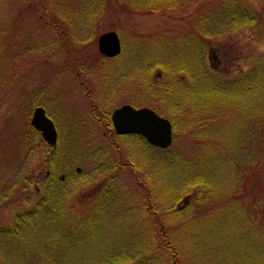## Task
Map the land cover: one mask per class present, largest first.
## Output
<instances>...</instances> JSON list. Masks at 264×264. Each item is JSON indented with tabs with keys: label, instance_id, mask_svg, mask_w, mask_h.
Here are the masks:
<instances>
[{
	"label": "rangeland",
	"instance_id": "374dc122",
	"mask_svg": "<svg viewBox=\"0 0 264 264\" xmlns=\"http://www.w3.org/2000/svg\"><path fill=\"white\" fill-rule=\"evenodd\" d=\"M32 1L36 2L0 0V264L53 262V244L45 240L44 234L41 239L42 229L35 243L30 240L32 236L5 240L3 234L14 227L17 215L36 210L47 188L46 177L57 161L58 176L66 177L67 189L74 194L83 192L74 196L78 200L82 197L85 201L99 183L102 185L97 198L104 187L112 185L117 202L111 216L133 221L127 234L120 232L124 222L114 223V233L122 241L127 235V241L135 245L144 235L149 247L148 237L160 235L155 223L150 229V221L157 215L170 229L171 243L182 264H227L232 253L226 247L222 257L212 251L217 245L221 247L222 235L231 234L230 245L242 243L247 264H264L262 200L239 202L235 207L238 210L223 217L212 208L211 201L202 207L182 206L178 215L164 217V203L175 201L173 196L186 179L194 178L193 173L184 174L185 166L205 159L206 171L196 177L198 169L194 181L210 179L207 185L220 181L228 153L216 146L226 147L231 140L242 142L243 137L256 133L254 122L248 123L252 119L248 112L254 114L259 109L257 103L264 100L260 95L256 101L249 95L238 98V102L222 96L214 108L217 110H208L207 121L200 116L187 119L181 111L191 107L198 110L203 107L199 103L206 100L202 92L205 95L209 83L196 84L201 79L196 77L194 81L191 73L204 70L215 78L202 71L208 81L216 80L220 89L227 91L238 78L261 68L258 57L264 53V1L242 0L259 18L255 27L251 26L254 28L241 29L230 26L224 0H38L40 5L34 8ZM205 24L211 38L198 35L205 33ZM110 28L120 31L123 42L116 61L102 59L95 53L97 45L86 41L88 36H99ZM187 40L192 41L191 57L184 50ZM68 41L82 51L78 67L67 48ZM187 61L191 73L186 75L181 67ZM193 81L199 85L197 94L195 90L191 94L189 84ZM85 92L95 97L108 115L125 103L135 107L152 105L166 118L174 111L178 117L172 148L150 149L137 137H114L106 121L89 117L92 108ZM37 106H43L57 125L59 140L55 147L41 135L29 133ZM234 121L238 130L230 126ZM242 144L246 147L243 154L256 150L254 145L247 148V141ZM241 153L233 156L237 159L234 165L237 171L241 165L248 171L255 162L251 157H239ZM120 155L127 162L121 161ZM100 161L106 169L93 171ZM199 189L200 182L185 187L174 202L176 208L188 194L196 193V197ZM135 209L138 212H130ZM45 230L49 232V226ZM208 243L214 247L208 248ZM142 247L147 248L146 244Z\"/></svg>",
	"mask_w": 264,
	"mask_h": 264
},
{
	"label": "trees",
	"instance_id": "16d2710c",
	"mask_svg": "<svg viewBox=\"0 0 264 264\" xmlns=\"http://www.w3.org/2000/svg\"><path fill=\"white\" fill-rule=\"evenodd\" d=\"M162 2L165 3L166 1L162 0ZM162 2L161 4H163ZM167 2H169V0ZM179 2H183V0H178V3ZM224 2H226L227 5V16H229L231 20L230 26L232 28L241 29L245 27H255L254 25H256V20H258L257 18L259 17L246 8L242 0H224ZM30 3L32 8H34L37 3L40 5L38 0H36V2L32 1ZM262 13H264V8ZM205 25L206 26H204L203 29L205 33L198 32V35L205 38H211L212 36L209 35L211 34L209 33L210 28L208 27V24ZM110 29L114 30V28ZM97 37L98 36L96 35L93 38H89V40H91L94 45H97ZM190 43H192L190 40L185 42L184 50L191 57L193 49L191 46H189ZM67 48L71 49L70 51L76 55L74 56L72 54L71 57L74 58V62L78 67L81 64V49L74 48L69 41L67 42ZM95 53L99 56L98 51H95ZM258 58L262 60L260 64L261 68L257 66L258 69L256 70L257 67L253 69V71H256L255 73L252 71V75L238 78V81L231 83L232 86L227 91L220 89L216 80L208 81V79L205 78L206 76L204 73H206L208 77L211 74L204 70H202L204 73L200 71V74H198V72L192 74L187 69V66H189V62L187 61L188 63H185L186 65L181 67V69L183 68V72H187L186 75L191 73L189 76H191L194 81L196 80V77H198V80L201 79L199 82L195 81L196 84H201V82H204V84L209 83V85L208 90L205 92L206 96L204 95V91L202 92V95L204 98L206 97V100L201 101L199 105L203 107L198 110L192 107L185 108L181 111V113L185 114L187 119L192 118L193 116H200V119H205V121H207L208 110L213 109L212 112L217 110L214 108L218 107V103L220 99H222V96H231V99H233L234 102H238L237 99L242 96L249 95H251V100L253 101L259 100L261 96L264 99V68H262V64L264 62V53H261ZM161 64L164 66L166 65L164 61H162ZM71 68H74L73 63ZM174 76L176 75L174 74ZM211 76L213 77V75ZM194 84H189V87H192L191 94L194 93V90L195 94H197L196 92L199 90V85L197 86ZM164 88L167 89V86L165 85ZM256 91L257 93H255ZM187 92L190 95V91L188 89ZM258 95H260L259 98ZM211 97L214 99L213 101H210ZM245 104L248 105L251 104V102H246ZM257 104H260L259 109L256 110L254 114L248 112V118L252 117V119H248V123L254 122L256 126L255 135L251 137L253 133H250L247 139L243 137V139H241L242 142L238 143H235L234 140H231V143L228 142L226 147H223V145L216 146V148H221L228 153L227 156H224V158H226L222 164L224 167V172L221 173L222 177L220 181L212 182V184L207 185L210 179L204 178L201 179V181L199 180L201 189H199L196 197H194L196 193L188 194L181 204L178 205V208H176L174 202L177 200L178 193H183L185 187L188 188V186L190 187L192 184L196 185L199 183L194 181L198 169L199 175L196 177L201 176V173L206 171V166L204 163L205 159L197 162L195 165L185 166L186 169L182 170L184 171V174L192 175L193 173L194 178L189 176L190 178L188 177V179H186L181 189L178 190L175 196H173L175 201L172 203L169 202L168 204L164 203V217L166 215H178V211L182 208V206L198 205L202 207L203 204L209 201L212 202V208L217 210V212H220L219 214L221 216L224 214H226V216H228L230 213L233 214L235 210H238L235 208L237 207V203L248 201L249 198H253L256 201L262 200V202H264V100ZM150 105L151 104H149V106ZM150 107L158 111L154 106L151 105ZM246 110L247 109H244V112ZM215 116L218 118V120L220 119V117H217L220 116L218 113H216ZM177 117L178 114L174 113V111H171L169 114V119L173 122L174 129H177ZM234 124L236 126H234ZM230 126L237 129V122H232ZM29 133H33V135L36 134L37 136L40 135L37 131L30 127ZM139 139L144 147L148 146L150 149L153 148L143 138L139 137ZM246 141L250 143L247 148H251L254 145L256 146L257 152L255 150L254 152L248 151L247 154L241 153L246 150V147L242 144ZM236 146H238L237 149ZM28 147L29 146L27 145V148ZM32 150H34V148ZM238 153H241L239 157L246 156L247 159L251 157L252 163L255 162V166L250 167L247 171V168L242 167L241 165L237 171L234 165L236 164L237 159L233 156ZM58 154L59 151L56 152V155ZM120 157L122 156L120 155ZM58 159H60V155H58ZM121 161H125L123 157ZM57 162H54L52 169L49 170L50 173L46 177L48 179L47 188L42 200L39 201V204H37L36 210L32 213L17 215L13 225L14 227H11L9 231L3 234L5 240L32 236V239L30 240L35 243V240L37 241L38 236H40L39 230L42 229L41 239L44 240L45 238V240L47 239L53 244V262H51V264H159L160 262H162L161 264H182L181 256H179V254H177V252L175 253L174 251L176 248L171 243L172 241L169 234L170 229L166 226L162 216L155 215L153 220L150 221V229L154 227L155 223L158 225L157 230L161 236L151 235L150 238L148 237L149 247L147 246L148 240L144 235L138 238V242L135 245L131 243L132 240L127 241L129 238L127 235H123L126 237L124 241H122L119 238V235L114 233L115 229H113L114 223H117L119 219L117 220L111 216L115 203L117 202L116 197L113 195L112 185L104 187L102 190L104 191L103 194L97 198L102 185L99 183L95 189L90 190L89 194H91H87L88 196L85 201L82 200V197H78V200L74 196H78L77 194L79 193L83 194V192L74 194L71 192V190L67 189L66 177L64 180L61 178V176H58V168L60 165L59 161ZM244 163L245 161L242 164ZM57 165L59 166L57 167ZM217 165L218 164L213 166L211 170L216 168ZM103 166V161H100L99 164L93 167V171L98 172L100 169H106L103 168ZM93 171H91L90 174H93ZM191 179H193V182ZM251 180H254V182L251 183ZM179 196L181 197V195ZM258 196H260V199H258ZM93 199L96 200L94 204L91 205V201ZM143 210L146 211V207ZM151 211H154L155 214L157 213L156 210ZM130 212L138 211L135 209ZM125 219L126 220H119L120 223L124 222L120 229L121 234H127L129 232L128 229L133 225V221L131 222L129 217ZM125 224H128V227L125 226ZM47 226H49V232H45ZM145 230L148 229L145 228ZM143 231L144 229L142 228V232ZM232 233L235 235L234 230ZM42 234H44V238H42ZM222 236L223 239L220 243L221 247L217 245L216 249L214 248L212 251L214 255H220V257H222L226 247L232 253L229 260L227 261V264H247L248 259L246 253L244 252L242 243L237 242V246H235V244L232 246V244L230 245L229 243L232 234L230 237L226 235ZM144 244H146L147 248L142 247ZM212 247H214V245L209 244L208 248L212 249ZM209 255H211V253Z\"/></svg>",
	"mask_w": 264,
	"mask_h": 264
},
{
	"label": "water",
	"instance_id": "95a60500",
	"mask_svg": "<svg viewBox=\"0 0 264 264\" xmlns=\"http://www.w3.org/2000/svg\"><path fill=\"white\" fill-rule=\"evenodd\" d=\"M98 49L106 57L120 55L122 48L118 35L115 32L102 34ZM112 123L118 135H139L157 148L167 149L173 143L171 122L148 108L137 110L129 105L122 106L112 114ZM31 124L49 145L57 144V129L43 107L35 109Z\"/></svg>",
	"mask_w": 264,
	"mask_h": 264
},
{
	"label": "flooded vegetation",
	"instance_id": "af4514ba",
	"mask_svg": "<svg viewBox=\"0 0 264 264\" xmlns=\"http://www.w3.org/2000/svg\"><path fill=\"white\" fill-rule=\"evenodd\" d=\"M106 32H115L117 35H118V37H119V39H120V42H121V48H122V51H123V42H122V39H121V36H120V31H117L116 29H110V30H108V31H106ZM106 32H104V33H106ZM104 33H102V34H104ZM102 34H100L98 37H97V45H98V40H99V37L102 35ZM89 36H88V39L86 40V41H88L89 40ZM97 51H98V54H100L102 57V59H104V60H107V61H116V60H118L119 59V57L121 56V54H122V51H121V53H120V55H118V56H115V57H106V56H103L101 53H99V50H98V46H97ZM99 55V56H100ZM163 73V72H162ZM83 86H85V88H86V90L90 93L91 92V88L88 86V85H86V84H83V83H81ZM85 94H87V92H85ZM88 96L86 97L88 100H89V103H90V108H92V110L90 109V115H89V117L92 119V120H95V121H106L105 122V125L106 126H108V125H110V127L112 128L111 129V131L113 132V134L112 135H114V136H118V137H129V136H119L117 133H116V130H115V128H114V126H113V123H112V114L114 113V111L115 110H117V109H119V108H121L122 106H125V105H129V106H131V107H133L134 109H137V110H139V109H143V108H148V109H152L156 114H158L159 116L161 115L159 112H157L155 109H153L152 107H145V106H140V107H135V106H133V105H131V104H122V105H120V106H118L117 108H115L114 110H113V112L110 114V115H108V114H105L106 112H102V106L100 105V104H98L97 102H96V99H95V97H90V95L89 94H87ZM148 95V94H147ZM89 98H91V99H89ZM98 111V112H97ZM96 112V113H95ZM102 113V114H101ZM98 114H100V115H98ZM162 116V115H161ZM163 117H165V116H163ZM171 123H172V130L174 131V125H173V122L171 121ZM110 127L108 126L107 128H109L110 129ZM139 138V137H138Z\"/></svg>",
	"mask_w": 264,
	"mask_h": 264
}]
</instances>
